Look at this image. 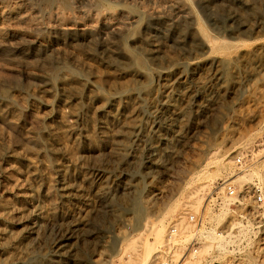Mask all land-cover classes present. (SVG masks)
<instances>
[{
	"label": "rangeland",
	"instance_id": "obj_1",
	"mask_svg": "<svg viewBox=\"0 0 264 264\" xmlns=\"http://www.w3.org/2000/svg\"><path fill=\"white\" fill-rule=\"evenodd\" d=\"M221 182L264 193V0H0V264H132L148 218L184 247ZM263 214L201 255L264 264Z\"/></svg>",
	"mask_w": 264,
	"mask_h": 264
},
{
	"label": "built area",
	"instance_id": "obj_2",
	"mask_svg": "<svg viewBox=\"0 0 264 264\" xmlns=\"http://www.w3.org/2000/svg\"><path fill=\"white\" fill-rule=\"evenodd\" d=\"M237 163L240 164V161L237 160ZM221 209L230 210L235 222L233 224L227 223L215 230L208 227L205 223L206 215ZM262 211H264V193L257 185L252 184L237 189L236 186L231 185L229 182H221L205 200L200 212L186 217V222L190 225V231L181 256L178 259L164 256L157 260V264H187L193 259L199 260L197 264H212L211 256L217 252V245L221 239H223L221 243L223 244V250L227 249L230 256L236 259L244 251L251 249L252 242L256 238L255 233L261 224V219L257 216ZM212 230L214 232L213 237L217 241L214 244L217 245L211 247V250L202 256L201 253L205 249V244H207L206 235ZM177 236L178 230L171 225L168 229V243ZM233 263L232 261L228 264Z\"/></svg>",
	"mask_w": 264,
	"mask_h": 264
},
{
	"label": "bare ground",
	"instance_id": "obj_3",
	"mask_svg": "<svg viewBox=\"0 0 264 264\" xmlns=\"http://www.w3.org/2000/svg\"><path fill=\"white\" fill-rule=\"evenodd\" d=\"M152 114H155V113H152ZM227 152H226V154H227ZM248 170L246 171V174H244L241 177L240 176L237 177V176L234 175L236 178L234 177V179L231 181V183L234 180H236V179L244 181L246 179V177L249 176L248 175ZM201 191H204V188L194 189V190H192L191 192H189L186 195L185 203H184L185 209H189V210H191V211H193L195 213L198 212V209H199V206H200V203H201V197H199V195L201 194L200 193ZM151 203H150V205H151ZM147 205H149V204H147ZM110 210H112V209L110 208ZM140 211L141 210L138 207L133 206L131 212H133L136 216H139L141 214ZM227 211H228L227 209H226V211H222L221 215L226 214ZM148 219H147L146 223L143 226V230L144 231L143 232L141 231L140 234H138L139 237L137 236V238H138L137 241L128 245V249H130V251H131L129 263L137 264L136 260H139L138 264L139 263L140 264H157V259L158 258L157 257H151V252H152V250L155 249L152 246H155V247L161 246V247H163L164 248L163 249L164 250V255L168 256L169 258L175 259L178 256V254L180 253V251H182V248H183V244L179 241V239L178 240L176 239L177 237H179V235L173 241H171L169 243H168V241L164 242V240H163V231L165 229V226L162 223V219L157 220V221H149ZM222 219L220 221H222ZM175 227H178V224H175ZM187 227L188 226H186L185 228H187ZM213 234H214V232L212 230L211 232H209L206 235V239L207 238L208 239H213L214 238V237H212ZM148 236H152L153 237V239H154L153 244H150L148 242V240H147ZM167 238H168V233H167ZM128 243H130V242H128ZM219 247H220V243H219ZM220 248H219V250H220ZM162 257H164V256H162ZM190 262H193V261H190ZM194 263H192V264H194Z\"/></svg>",
	"mask_w": 264,
	"mask_h": 264
}]
</instances>
